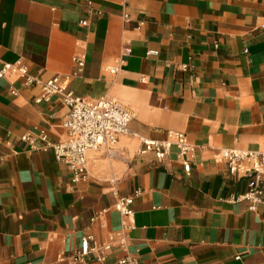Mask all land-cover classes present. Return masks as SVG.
<instances>
[{"label": "crops", "instance_id": "crops-1", "mask_svg": "<svg viewBox=\"0 0 264 264\" xmlns=\"http://www.w3.org/2000/svg\"><path fill=\"white\" fill-rule=\"evenodd\" d=\"M1 1L2 62L44 80L69 77L85 102L114 98L136 116L134 134L91 152L74 183L43 140L67 139L70 109L58 97L37 104L39 88L0 78V264H80L72 256L85 236L105 245L121 229L118 195L134 198L133 228L126 249L103 251L107 264L127 255L139 264H264V204L251 211L237 201L250 178L231 176L220 155L264 152V0ZM170 131L194 149L189 174L175 150L162 163L138 154L140 137Z\"/></svg>", "mask_w": 264, "mask_h": 264}, {"label": "built area", "instance_id": "built-area-1", "mask_svg": "<svg viewBox=\"0 0 264 264\" xmlns=\"http://www.w3.org/2000/svg\"><path fill=\"white\" fill-rule=\"evenodd\" d=\"M2 1L0 0V12ZM125 19L130 17L125 15ZM88 23L82 21L81 25ZM158 52L151 51L149 55H157ZM77 72H82L86 66L84 54L76 55L74 58ZM112 73L117 72V68H111ZM18 77L24 82L26 87L39 88L37 104L50 102L53 97H58L70 109L66 116L63 127L67 132V139L58 144H51L44 137L48 148L55 152L56 159L65 164L72 173V180L78 183L85 179L88 173L89 154L98 151L101 147L107 150L113 149L118 137L121 135L134 134L131 131V123L136 114L134 111L124 106L114 98H101L94 102H85L69 89V77L55 75L49 80H44L41 73L34 74L21 62L14 64L2 62L0 60V78ZM142 83L147 82V78L142 76ZM13 95L18 92L13 90ZM24 140L30 138L25 136ZM141 148L139 155L152 153L155 155L157 163L164 162L175 150L177 158L182 162L187 174L191 172V160L189 156L194 151L188 137L183 132H168L165 140H154L140 137ZM220 155L228 165L231 176H242L250 178L249 190L246 194L238 198L237 201H250L252 206L249 210H255L256 205L264 204V152L250 151L242 149H221ZM133 197L117 196L115 210L122 218L121 229L110 237L105 245L98 244L92 236H85L82 239L80 250L76 251L72 260L80 264H89L88 258L96 255L100 264H107L103 251L110 250L114 242L126 249L128 242V231L133 228ZM118 264H139L137 258L129 255L118 260Z\"/></svg>", "mask_w": 264, "mask_h": 264}]
</instances>
